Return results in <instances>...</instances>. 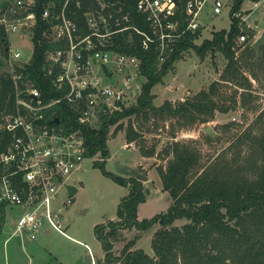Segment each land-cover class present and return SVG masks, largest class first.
<instances>
[{
  "label": "built area",
  "instance_id": "built-area-1",
  "mask_svg": "<svg viewBox=\"0 0 264 264\" xmlns=\"http://www.w3.org/2000/svg\"><path fill=\"white\" fill-rule=\"evenodd\" d=\"M210 1L213 13L221 14L227 7L232 24L239 18L236 42L255 41L247 32L255 25L247 22L248 11L242 7L264 0H241L238 9L237 0L45 1L39 42L47 48L40 72L54 91L49 90V97L28 72L36 61L30 58L40 26L39 0L0 3V25L7 35L23 31L33 39L26 59L22 49L7 45L12 90L0 112V204L10 234L34 239L44 229H56L70 236L62 219L74 195L69 179L74 171L91 166L95 157L86 155L82 127L99 128L105 114L137 103L138 99L130 104L129 98L136 88L139 95L142 91V61L125 49L155 46L158 62H164L187 32L202 29L200 16ZM133 81L140 83L134 86ZM63 104L78 114L74 122L57 114ZM15 206L22 212L12 225L7 211Z\"/></svg>",
  "mask_w": 264,
  "mask_h": 264
},
{
  "label": "trees",
  "instance_id": "trees-1",
  "mask_svg": "<svg viewBox=\"0 0 264 264\" xmlns=\"http://www.w3.org/2000/svg\"><path fill=\"white\" fill-rule=\"evenodd\" d=\"M47 0H39L38 22L36 29L34 64H29L28 72L36 84L44 90V96L49 97L52 87L41 75V65L45 58L47 45L39 42L41 34V4ZM237 0L235 9L240 6ZM239 18H235L229 30L215 31L212 38H206L201 44L196 39L201 29L189 31L177 42L170 56L162 63L158 62L157 49L127 48L125 50L137 54L142 63L141 69L145 76L141 94L135 104L124 106L115 114H105L99 128L83 126L86 135V155L94 156L100 153L102 157L110 156L108 133L110 127L121 118L135 115L147 116L168 114L177 116L180 125L200 121H208L206 115L199 116L198 112L213 113L219 107L213 94L216 83L209 90H201L193 98H186L174 103L165 100L161 105L154 102L155 84L162 81L164 76L175 67L186 50L195 48L202 55L208 50H222L228 64L222 74V79L232 81L243 88L242 100L246 104L252 79L242 71L243 66L250 67L254 79L258 72L254 67L264 70V43L257 50L253 43L245 42L244 50L236 53V37L241 33L237 26ZM250 39H254L256 31L248 29ZM0 44L3 53L8 56V35L0 25ZM3 65V62H0ZM12 90V81L8 74L0 72V112L6 107L7 99ZM54 92V91H53ZM11 102V101H10ZM223 111L228 108L221 107ZM58 115L73 122L78 114L64 104L59 108ZM165 116V115H164ZM118 123L116 130L123 127ZM78 125H75L77 128ZM229 127V126H227ZM114 133V132H113ZM116 133V132H115ZM138 132L132 122L126 131L127 141H135ZM211 140L217 136L208 134ZM236 148V151H231ZM143 155H154L155 149H142ZM167 155L172 153L166 168L160 169L165 190L170 192L173 199L168 209L151 217H139V206L146 200L142 180L136 175L130 176L129 193L119 203L118 216L123 227L139 230L154 231L152 247L154 254L148 253L142 247L133 248L136 240L128 241L120 253L115 251L117 226L109 231L102 224L95 227L98 238L102 241L104 255L98 258L97 264H264V108L258 113L252 123L236 134L234 140L216 158L207 164H201L200 153L192 145L180 140L173 141ZM103 172L112 176L118 182L128 185L123 177L113 175L106 169V160L97 162ZM186 219L182 225L177 220ZM6 224L5 211L0 204V233Z\"/></svg>",
  "mask_w": 264,
  "mask_h": 264
},
{
  "label": "rangeland",
  "instance_id": "rangeland-1",
  "mask_svg": "<svg viewBox=\"0 0 264 264\" xmlns=\"http://www.w3.org/2000/svg\"><path fill=\"white\" fill-rule=\"evenodd\" d=\"M3 0H0V3ZM248 11L247 22L255 25L251 27L256 31L255 40L264 31V2L255 6L254 2L248 1L243 7ZM226 7L223 13L215 14L212 11L210 1L201 13L202 29L195 42L201 44L206 38H212L215 30H229L232 26V18ZM258 22H255L258 20ZM9 45L13 48H20L24 58L30 55L33 49V39L29 33L23 31L11 32L8 34ZM236 53L244 50V44L237 42ZM9 52V50H8ZM7 58L3 53V44H0V72L7 74ZM228 64V58L222 50H208L202 55L195 48L185 51L183 57L175 63L174 69L170 70L162 81L155 84L152 91L155 93L154 102L161 105L165 100H172L174 103L186 98H193L201 90H209L211 84L216 83V92L213 94L219 107L214 112H198L199 116L206 115L208 121L197 120L187 125H180L177 116L168 114L155 115L149 113L150 117L141 115L127 116L121 118L116 124L110 127L108 133V147L110 156L102 157L95 155L91 160L90 167H82L70 176V182L77 186V191L72 197V202L64 210L63 222L70 236H66L56 229L45 234L46 229L38 233L34 243L39 246L40 252H34L29 244L20 253V264H85L86 255L92 250L95 260L103 257L104 247L102 241L96 234L95 227L102 224L105 231L117 226V238L115 251L120 253L124 245L131 239L136 240L133 248L142 247L148 253L154 254L152 239L154 231L158 226L150 230H139L136 227H123L118 216V207L122 198L130 191V176L134 175V167L148 179L142 180V186L146 193V200L139 207V215L151 217L158 212L165 211L173 199L168 190L163 187L160 174L161 168H166L172 153L167 155L170 144L175 140L187 142L200 153L201 164H207L216 158L234 140L244 128L254 121L258 113L264 108V70L254 67L258 72V78L254 79L248 66H243L244 71L251 79L252 85L249 89L248 100L243 104V88L232 81L222 79V74ZM145 81V78H141ZM134 86L140 81H133ZM136 94L129 98V103L137 101L140 88H136ZM228 108L227 111L220 109ZM116 110L111 114H115ZM123 122L124 126L116 130L118 123ZM132 122L138 132L135 141L128 142L126 131L129 123ZM229 126V127H227ZM210 127L213 134L207 132ZM114 132V133H113ZM116 132V133H115ZM217 136L211 140L207 135ZM142 149H155L154 155L149 159H142ZM236 148L231 152L234 153ZM106 160L105 167L113 175H119L128 181V185L122 184L110 175L103 172L99 161ZM66 191L62 190V198H65ZM22 212L21 206L9 207L7 218L12 225ZM187 220H177L176 224L182 226ZM0 236H9V232L0 233ZM90 246V248L88 246ZM0 264L3 262L1 253ZM32 257V258H31ZM12 264V263H11Z\"/></svg>",
  "mask_w": 264,
  "mask_h": 264
},
{
  "label": "crops",
  "instance_id": "crops-1",
  "mask_svg": "<svg viewBox=\"0 0 264 264\" xmlns=\"http://www.w3.org/2000/svg\"><path fill=\"white\" fill-rule=\"evenodd\" d=\"M258 21L259 19L256 20L255 22H258ZM151 157L152 156H146L142 154V159L140 163L144 162L145 159H149ZM141 205L142 203L139 206L140 208H141ZM139 213H140V210H139ZM139 217L142 218V216L140 215ZM51 231L47 229L45 231V234H49ZM4 232H7V231L4 229ZM34 239L31 238L30 236H18V235L10 234V233H9V236H0V257L1 258H2L1 253H3L2 264H11V263L20 264V253L24 251L26 243L32 247L35 253L40 252L41 248L33 242Z\"/></svg>",
  "mask_w": 264,
  "mask_h": 264
},
{
  "label": "water",
  "instance_id": "water-1",
  "mask_svg": "<svg viewBox=\"0 0 264 264\" xmlns=\"http://www.w3.org/2000/svg\"><path fill=\"white\" fill-rule=\"evenodd\" d=\"M262 43H264V31H263V32L261 33V35H260V36H259L254 42H253V47L256 48V49L258 50L259 47H260V45H261ZM7 49H8V48H7ZM34 61H35V52L32 53L31 58H30V62H31V63H34ZM20 69H22V68H20ZM54 120L58 122L60 119H59V117H56ZM207 132L210 133V134H213V131H212V129H211L210 127L207 128ZM89 165H90V164H88V167H90ZM132 172H133V174H135V175H136L139 179H141V180H146V179L149 178L148 175L139 172V171L137 170L136 167H134V168L132 169ZM68 188H69L70 194H75V192H76L77 189H78L77 186H76L75 184H71V183L68 184ZM4 229H5L7 232H9V231H10V225H9V224H6L5 227H4ZM85 264H93V256H92L91 253H89V254L86 255V258H85Z\"/></svg>",
  "mask_w": 264,
  "mask_h": 264
}]
</instances>
